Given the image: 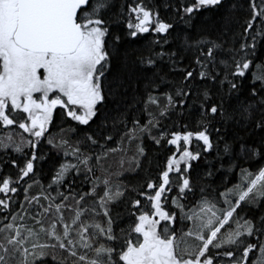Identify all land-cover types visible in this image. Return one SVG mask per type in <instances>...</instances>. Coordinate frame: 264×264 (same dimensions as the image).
<instances>
[{"label": "snow or ice", "instance_id": "6c2138e0", "mask_svg": "<svg viewBox=\"0 0 264 264\" xmlns=\"http://www.w3.org/2000/svg\"><path fill=\"white\" fill-rule=\"evenodd\" d=\"M247 4L238 35L229 13L219 27L186 35L173 47L169 37L175 25L144 0H133L120 12H114L116 0H0V126L15 125L27 134L19 141L12 134L0 137V149L13 148L21 157L9 162L14 176L0 175V264H47V257L53 264H264V215L245 213L264 210V167L243 166L257 157L264 162V72L244 90L258 44L264 48V0ZM223 6L224 0H177L174 11L191 26L197 15ZM120 23L126 36L112 30ZM150 33L160 39L140 50L124 49L126 39ZM186 59L188 66L180 67ZM143 71L152 76L141 80ZM177 71L179 83L167 79ZM161 84L167 85L162 95ZM57 109L75 122L72 134L79 129L82 137H52ZM187 117L198 118L195 130L167 132L162 123ZM116 130L130 140L137 132L156 145L163 140L178 153L167 159L158 182H146L137 193L149 210H141L140 198L130 202L139 215L131 213L127 229L120 226L121 207L125 193L135 189L114 190L109 179L96 175L107 152L115 151L106 146ZM41 141L60 151L65 162L30 197L39 183ZM208 154L216 159L212 168L224 171L226 165L241 174L240 184L217 191L216 198L214 172L192 174L193 163ZM139 155L147 158L142 146ZM80 176L91 184L87 191L77 190ZM29 209L38 229L18 222ZM85 217H102L103 223ZM178 218L191 222L186 235L194 241L181 252L174 243ZM41 234L47 237L43 243ZM102 237L109 243H94Z\"/></svg>", "mask_w": 264, "mask_h": 264}, {"label": "trees", "instance_id": "16d2710c", "mask_svg": "<svg viewBox=\"0 0 264 264\" xmlns=\"http://www.w3.org/2000/svg\"><path fill=\"white\" fill-rule=\"evenodd\" d=\"M117 7L114 9V12H120L126 9L128 4L133 3V0H116ZM144 3L148 6L153 7L155 10L159 11L162 19L166 21H170L175 25V29L172 33V36L169 37V41L173 47L177 43L182 42V39L186 35L197 36L202 31H210L213 28L219 27L222 23V17L226 14L231 13L233 19V28L237 35L241 31L240 25L244 23L245 18L248 16V4L247 0H224V6L216 11H205L203 14L197 15L196 18L192 21L191 26H186L179 17L175 14V7L177 5V0H144ZM124 6L122 9L121 6ZM123 17H121V20ZM259 26V25H258ZM113 31L118 34L126 36V30L124 29L123 23L118 25H113ZM160 39L155 33L144 34L139 36L135 41H124V49L125 50H140L147 47L152 40ZM167 47V45H165ZM186 56L189 54L186 53ZM189 64V60L186 59L184 64L180 67H187ZM264 48H261L258 44L257 47V56L254 60V65L250 67L248 70L246 77L244 79V90L245 92L253 86V78L264 72ZM165 72H168V68L165 66ZM152 73L150 71H143L140 73V79L144 80L145 78H150ZM168 80L179 83L181 80L180 72H169L167 77ZM258 86V82H256ZM140 88L143 89V83H140ZM167 87L165 84H161L159 87V93L162 95L164 88ZM175 119V118H174ZM197 117H187L185 119H175V124L169 122L168 120L162 121L164 125H166L167 132L178 131L183 132L185 130H195ZM146 122V115L141 117V123ZM184 124H187V129L183 127ZM75 127V122H72L70 118L66 117L61 109L56 110V114L53 118V123L50 126V133L53 138L59 139L61 135H64L66 139L71 141H75L77 136H83L84 133L80 132L77 129L76 135H73L70 131L71 128ZM95 127V126H93ZM16 130L13 133V137L21 138L27 137L26 133H23V130L18 127L9 126L8 128H4L0 126V137H5L8 133H12L13 130ZM61 129H64L65 132H61ZM157 133L154 131L153 135ZM16 135V136H15ZM113 140L108 142V149H115V151H108L105 158L100 162L101 170L96 171V175L100 177L101 180L109 179L114 190L116 187H119L122 191L127 189H135V191H129L125 193V200L123 206L121 207V216L122 220L120 221V226L127 229L132 224V215L131 213H135L137 216L138 212L134 208L130 209V202H134L135 199L140 198L142 202V211L149 210V203L143 198L138 197L137 193L141 190H144V185L146 182H158L159 176L166 168L167 159L172 155H177L175 150V146L166 144L161 141V144L156 145L152 139L147 136H144L140 139L141 134L137 132L136 138L129 139L124 135L122 130H116L112 132ZM243 135V133H241ZM19 139H16L19 141ZM103 143V141H101ZM144 148L145 153L147 154V158L139 155V148ZM257 143V147H258ZM192 147H197V142L193 140ZM25 151H28L27 149ZM98 151V149L96 150ZM91 153V150H89ZM38 155L42 158L36 162V177L39 183L33 184V187L29 190V196L37 195L40 192L42 186H47L52 173L58 167L60 163L65 162L64 157L61 155V152L56 148L48 145L46 141H41V146L38 150ZM21 159L20 155L17 154L13 148H8L6 151L0 149V175L4 174H12L14 176L15 169L9 166V162L12 160ZM139 161L140 167H136V162ZM216 164V159L214 154H208L206 158L202 157L201 161L193 163V176L195 178H200L204 176V173L207 170H212L214 172V176L211 178L213 183H211L212 193L211 196L216 198L217 191L223 192L225 188L232 189L234 186L240 184L241 182V174L239 169L235 171L228 170L225 165L224 171H217L215 168H212V165ZM244 168L249 169L251 171H255L256 167H264V162H259V157H257L253 161H246L243 163ZM218 167V165H217ZM27 179V178H26ZM83 176L77 178V190H85L87 191L90 187V183H82ZM200 183H204L203 180L199 181ZM175 192V190H174ZM173 192V195H174ZM55 193H53L54 195ZM18 199L23 202L22 196H19ZM222 200V197L220 198ZM43 202V201H42ZM25 208L28 209V206L25 205ZM166 209L175 210L174 206L165 205ZM2 211V210H0ZM16 211L19 212L21 209L16 207ZM239 211V210H238ZM245 213L251 216H256L259 218L260 215H264V210H261L259 207L253 208L250 212L248 209H245ZM245 213H242L245 214ZM23 215V213H22ZM65 218L68 222L71 220V215L68 212H65ZM86 222H100L103 223L102 217H85ZM10 222V221H8ZM22 222L29 227L39 228V225H36L35 221L30 218V209L29 215L24 217ZM49 220L44 221V226L47 227ZM163 223V222H162ZM191 226V223L186 220H181L178 218L176 224L173 226L175 231L174 235H180L188 231V228ZM2 227V225H0ZM61 226L58 225V229ZM179 236V237H180ZM47 237L43 234L40 235L39 241L41 243L45 242ZM53 242L54 241H50ZM94 243H109L103 237L99 241H95ZM175 243V242H174ZM176 245V243H175ZM176 251L178 252L177 248ZM61 252L58 251L56 253L57 257L61 256ZM89 257L93 254L91 251L88 252ZM258 256V252L255 254ZM47 264H53V261L50 257H47ZM250 260L253 259V254H250Z\"/></svg>", "mask_w": 264, "mask_h": 264}, {"label": "rangeland", "instance_id": "374dc122", "mask_svg": "<svg viewBox=\"0 0 264 264\" xmlns=\"http://www.w3.org/2000/svg\"><path fill=\"white\" fill-rule=\"evenodd\" d=\"M16 130H18V129H15V130H13V132L12 133H8V134H13V133H15L16 132ZM14 135V134H13ZM16 136V135H15ZM3 137V136H2ZM15 140L16 139H19V138H17V136L16 137H13ZM177 158H178V156H177ZM222 232H223V230H222ZM186 233L187 232H185L184 234H182V237L180 236V235H178V237H176L175 238V243H176V248H177V250H178V252H181L182 250H184V249H186V248H189L190 246H192L193 245V243H194V241H193V239L192 238H190V237H188L187 235H186ZM180 236V237H179Z\"/></svg>", "mask_w": 264, "mask_h": 264}, {"label": "flooded vegetation", "instance_id": "af4514ba", "mask_svg": "<svg viewBox=\"0 0 264 264\" xmlns=\"http://www.w3.org/2000/svg\"><path fill=\"white\" fill-rule=\"evenodd\" d=\"M13 127H16V126H15V125H13ZM190 223H191V222H190ZM176 237H178V235H177V236H175V238H176Z\"/></svg>", "mask_w": 264, "mask_h": 264}]
</instances>
